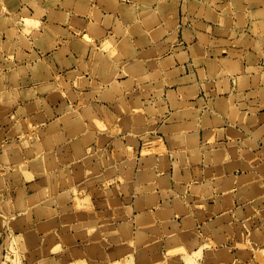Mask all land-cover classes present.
<instances>
[{
    "label": "rangeland",
    "instance_id": "rangeland-1",
    "mask_svg": "<svg viewBox=\"0 0 264 264\" xmlns=\"http://www.w3.org/2000/svg\"><path fill=\"white\" fill-rule=\"evenodd\" d=\"M38 1L43 3L44 0ZM109 1L114 6L139 5L138 11L134 7H127V12L119 13L123 19H127L125 24L137 20L147 30H152L153 25L160 24L163 20L166 29L172 30L162 15V5H167L169 0H159L156 6L158 11L150 18L147 17L148 12L144 6L153 5L155 0ZM220 1H225L228 5L222 6L219 4ZM27 2L28 0H22V4ZM260 7L264 8L263 0H213L211 3L209 0H185L182 8L180 5L182 13L188 10L193 15L196 12L197 18L204 16L213 24L217 21L209 18L206 13L215 12L213 9L226 8L228 13L232 12L231 8L237 13L247 12L249 18L254 17L257 19L256 24H260L258 29L253 31V35L258 36L261 44H264V21L252 14ZM58 18L61 19L60 16ZM237 18L238 31L230 33L215 31V35L221 40L212 39L209 43L207 36L204 40L197 31L196 37L201 44L207 46L209 43L213 49L207 54L198 45L192 46L193 57L203 60L205 64V57L209 56L213 62H217L228 71L230 68L228 63L226 64L227 60L234 61V65H241L242 61L240 58L242 52L221 48L229 45L246 48V52L257 61L254 51H259V47L255 46L249 52L253 41L247 33L241 31L244 17L239 14ZM40 19L41 14L32 15L19 4L18 0H0V264H264V162L252 161L255 170L243 169L241 175L234 176L233 182L224 179L228 190L223 195L220 193L223 189L216 188L214 191L210 190L206 195L208 199L204 202L201 199L194 200L193 197L187 199L192 208L198 211L195 212L198 222L195 225L188 222L186 217L181 218V230L188 234L187 237L176 235L179 229L174 228L173 224L152 225L153 218L146 217L143 213V194L150 192L151 196L147 201L156 199L155 190L161 187V180L164 179L153 175L135 177L132 169L134 159L128 163L129 171H124L126 164H122V155L134 158L140 153V145L135 139L133 143L127 137L124 144L123 140L108 144L101 142L100 139L94 141L91 132L83 123L87 122V126L94 129V126L88 123L97 116L92 111L94 107L90 105L91 101H82L71 91L72 83L76 87L83 86L75 84L81 80L73 79V74L68 75L66 77L68 81L64 80L65 82L59 78L60 84L62 81L65 83V86L61 85L64 95L52 98L51 95L56 91L53 86L46 87L50 77L46 75L44 65L39 62L36 53L32 52L28 57L23 51L31 50L27 39L32 34L34 38L36 37L38 45L46 47L47 42L49 43L46 48L44 47L45 50L55 47L54 57L60 60L63 58V50L68 53L70 48L67 46L70 42L57 41L55 37L63 33L60 27L51 23L43 25ZM186 20L189 19L186 18L183 25ZM226 20L227 27H231V19L228 17ZM174 24H177V21ZM191 25L194 30L204 29L203 25L193 20ZM43 29L44 34L40 35L38 31ZM128 30L131 32V28ZM184 32L190 37L187 40L184 36V40L187 43L192 42V35L186 30ZM48 34L51 40L47 39ZM75 39L80 40L79 31H76ZM247 40L249 42L245 44ZM166 41L180 46L175 31ZM59 44L62 47L56 49ZM45 50L43 52H47ZM34 60L38 61L34 64ZM44 61L49 60L44 58ZM209 62L207 61L204 66L205 71H209L210 80L205 89L210 91L212 99L215 100L216 110H222L225 117L228 115L232 119H237L240 112L238 108H243L244 105L236 108L232 104L234 102L232 97L230 100L224 99L222 94L228 92L229 80L221 81L220 77H216L217 68L212 70ZM50 65L53 68L52 62ZM61 65L67 66L62 63ZM170 66H173L172 58L162 65L163 71L169 73L167 70ZM149 70L158 75L152 74V84L147 85L148 87L141 86L142 90L154 89L160 85L157 82L160 77L157 68L152 64ZM259 70L255 69L256 72ZM200 73V77H204V69ZM234 74H237L233 77L236 80L242 73L236 69ZM258 77L253 80L255 83L250 88L255 92L259 87L262 95L260 101L264 106V78L257 85ZM143 82L144 79H141V83ZM223 83L227 84L225 86L227 90H222ZM173 84L174 82H167L169 86ZM242 85L240 84V87ZM113 86L117 85H111L112 89ZM214 86H217V92H214ZM246 88L248 87L245 86L244 89ZM100 89L101 85L97 91ZM45 94L49 95L42 99ZM128 96L130 99L134 95H126L123 99ZM238 101H242V96L238 97ZM158 104L160 103H155L154 106ZM212 106V101H209L208 108ZM180 107L185 110L184 105ZM158 111L160 113V110ZM120 113L124 119L129 117L140 119L137 113L133 117L130 114L126 116L123 108ZM198 114V111H194L190 116ZM207 116V112L204 113V117ZM96 130L105 131L104 128ZM133 133L136 134L137 131L133 130ZM148 145L155 146V143H149L148 138L144 141L139 171L147 166V163L148 166L155 163L154 158L147 163L143 159L145 155L151 153L144 151ZM119 149L123 154L121 152L117 154ZM230 151L233 152L234 149ZM113 161L114 165H111ZM110 167L112 169L102 172L104 168ZM247 170L251 171L245 175L244 171ZM238 177L241 179H237ZM134 179H137L138 185H135ZM156 179L158 186H154ZM217 179L219 182L222 181L221 176ZM142 183H150V186L144 188ZM233 188L238 190L234 192ZM198 191L196 187H192L193 194ZM133 201L135 207L132 210L129 205ZM153 205V201L148 204ZM124 206H127V211L123 212ZM102 210L108 211L101 213ZM187 213L188 210L184 207V210H179L176 214L185 216ZM156 215L162 221L173 216L161 217V210H157ZM126 219L129 221L123 223ZM96 225L101 226L100 235L105 236L107 242L97 235ZM161 231L167 240H161ZM88 236L90 239H87ZM120 240L129 243L124 245L119 243ZM112 245L115 246L111 251L117 250V255L113 256L112 253L109 256L110 260L100 251L102 247L107 249ZM86 253L90 260L85 259ZM120 257L123 259L116 262Z\"/></svg>",
    "mask_w": 264,
    "mask_h": 264
},
{
    "label": "crops",
    "instance_id": "crops-1",
    "mask_svg": "<svg viewBox=\"0 0 264 264\" xmlns=\"http://www.w3.org/2000/svg\"><path fill=\"white\" fill-rule=\"evenodd\" d=\"M53 1L44 0L43 3H39L38 0H28L26 4H22V0H18L19 4L23 5L25 10L29 11L32 15L35 13L41 14L40 20L43 25L51 23L60 27L63 33L56 36L55 39L57 41L67 40L70 42V45L67 46L70 48L68 53L63 50V58L60 60L55 59L54 48L45 50V45L44 47L38 45L35 41L36 37L34 38L31 34L27 39V44L31 50H24L23 54L29 57L34 52L39 57V62L46 69V75L50 77V80L46 83V87L50 88V86H53L57 92L51 95L53 96L52 98L64 95L59 85V78L66 81V77L73 74V79L84 82L83 86L78 87L72 83L70 89L74 93L86 98L81 100L91 101V106H98V111L95 108L92 109L93 113L97 116L96 120L100 122V126H94V129H92L87 126V122H84L95 142L100 139L101 142L108 144L116 140H123L124 144L127 141V137L133 143V139L137 141L140 145L138 157L137 155L134 158L122 155V164H126L124 171H129L128 163H130L131 159H134L135 164L132 169L135 177L136 175H153L164 179V181H161V187L155 190L156 199H149L147 201L150 198L149 196H151L150 192L143 194V213H145L146 217L155 216L152 217V225L173 224L174 228L179 229L175 233L176 235L179 234L178 236L180 237H187L186 235L188 234L181 230V218L186 217V220L188 219V222H193L194 225L198 223L197 215L195 214L198 211L192 208L187 199L193 197L194 200L198 198L204 202L208 199L206 195L210 190L214 191L220 186L223 189L220 193L223 195L228 190L223 181L226 177L241 175L243 169L249 167L252 171L253 169L255 170V167L252 166V161L255 159L261 161V163L264 162V106H262V101H260L262 100V95H260L259 87L256 88L255 92L250 88L255 83V78L258 75L257 85L264 78V44H261V39L258 36L253 35V31L256 28L258 29L260 24H256L257 19H254V17L252 19L249 18L247 12L237 13L232 8L231 13H228L226 8L224 10L213 9L215 12H206L209 18H214L217 21L216 24H213L211 20H208L204 16L197 18L196 12L193 15L188 10L182 13L183 10L180 9V5L182 8L185 0H169L167 4L173 6L177 24L168 26L172 30H167L165 23L161 20L160 24L153 25L152 30H147L137 20L130 22V24H125L127 19H123L119 14L120 6L118 4L114 6L109 0H92V2L88 0H68V2L66 0H58V3H54ZM155 1L151 6H144V9L148 12V18L151 15H156L155 13L158 11L156 6L159 0ZM212 1L209 0V3ZM219 4L222 6L228 5L225 1H220ZM126 5L134 7L136 11L139 9L138 4ZM263 13L264 8L261 7L252 12L253 15L259 16L264 21ZM239 14L244 17L242 19L243 25L241 31L247 33L253 41L249 52L255 46L259 47V51H254V56L258 59L257 61L246 52V48L242 46H236L235 48L229 45L221 46V48L228 51L235 50L242 52L240 57L242 61L241 65H234V61L228 62L227 60L226 64L228 63L227 65L230 68L228 71L217 62H213L209 56L205 57V64L203 60L193 57L191 48L195 45H198L207 54L212 51L213 48L208 45L212 39L221 40L219 36L215 35L216 30L219 33L238 31L239 19L237 17ZM59 16L61 19L58 18ZM228 17L232 22L231 27H227L226 19ZM135 18H137V13ZM186 18L189 20H186V23L183 25V21ZM191 20L203 25L204 29L194 30ZM134 26L138 28L134 30ZM128 27H131V32H129ZM184 30L192 35L193 40L190 42L191 44L184 40V36H186L187 40L190 38ZM76 31L80 33V40L75 39ZM174 31L176 40L180 46H177V43L166 41L167 38H171V34ZM197 31L203 35V39L206 40L208 38L209 43L207 46L201 44L197 39ZM38 32L40 35H43L44 29ZM156 36L157 38L155 39ZM107 38L114 40L115 45L112 44L111 48L103 44ZM124 38L126 39L125 41L122 40ZM47 39L51 40L49 34L47 35ZM248 42L249 40L245 41V44ZM48 44L47 42L46 47ZM122 45L125 46V49L119 50V47L121 48ZM59 46L61 44L56 49ZM116 46L117 49L114 48ZM44 50L47 52H43ZM44 58L49 61H44ZM170 58H172L173 66H170L169 70H167L169 73H166L163 71L162 65L169 62ZM37 61L34 60L33 63L35 64ZM207 61H210L209 65L212 70L217 68L216 77H220L221 81L229 80L228 92L222 94L224 99L230 100L232 97L234 99L232 104L236 108L241 104L244 105L243 108H238L240 112L237 119H232L228 115L225 117L222 110H216L214 105L215 100L212 99L210 91L205 89V86L210 81L208 78L209 71H205L204 67ZM50 62H52L53 68ZM61 63L67 66L63 67ZM152 64L160 74L159 81H157L160 85L154 89L145 88L142 90L141 86L148 87L149 84H152L153 71L149 70ZM129 67L136 68L138 72L130 73ZM203 69L204 77H200V71ZM236 69L240 70L242 74L240 78L235 80L233 77L237 75L234 74ZM255 69L260 70L256 72ZM140 77L144 79L143 83L138 81ZM127 81H130V87L124 85ZM168 81L174 82V84L169 86L167 85ZM113 84L120 85L125 96L133 94L139 98L137 100L138 109L135 110V113L140 117L139 120H133L130 117L124 119V116L120 113L121 109L117 103V98L114 96L113 89L111 88ZM240 84L243 85L240 87ZM100 85L101 89L97 91ZM244 85L248 88L244 89ZM225 86L227 84L221 87L223 88L222 90L226 89ZM217 90V86H214V92H217ZM211 92L213 93V89ZM253 93L255 95H252ZM49 94L42 96V99H46ZM239 96H242V101H238ZM106 100L110 101V104ZM209 101L213 103L212 108H208ZM66 103L68 104V102ZM155 103L160 104L154 106ZM180 105H184L185 110ZM158 110H160V113ZM194 111H198L199 114L197 116H190V113H194ZM206 112L208 114L207 118L204 117V113ZM95 128H104L105 131H98ZM133 130H136L137 133L134 134ZM147 138L148 142L155 143V146L148 145L144 148V151L151 153L145 155L143 159L147 163L154 158L155 163H153L154 165L150 163L152 165L149 166L147 163V166H144L139 171L141 151ZM154 150L156 152H153ZM119 152H121L120 149L117 154ZM121 153L123 154V151ZM111 165H114V161ZM106 169L112 168H104L102 172H105ZM250 171L247 170L245 173L248 174ZM218 176L222 177L221 182L217 179ZM136 180L134 179V183L138 185L136 184ZM141 185L147 188L150 186V183H142ZM154 186H158L157 179L154 182ZM112 187L110 188L111 191ZM192 187H196L199 191L193 194ZM237 190L233 188L234 192ZM124 199L125 197H123ZM152 201L154 205L148 206ZM134 202L129 205V208L132 210L135 207ZM184 207L188 210V213L185 216H178L176 213L179 210H184ZM126 208L127 206L123 207V212L127 211ZM157 210H161V217L173 216L169 220L162 221L156 215ZM105 211L102 210L101 213ZM111 212L113 213V210ZM128 221L129 219H126L123 223H127ZM95 227H97L96 233L100 236V239L107 242L108 239L100 235L99 228L101 226L96 225ZM87 239H90V236ZM162 239L167 240L161 231ZM119 243L128 245L129 242L123 243L120 240ZM114 246L112 245L107 249L106 247H102L101 251L103 252L100 251V253L108 256L111 260L109 256L112 253L113 256L117 255V250L111 251ZM85 255L87 257L85 259L90 260L89 255L87 253ZM119 259H123V257L117 258L116 262Z\"/></svg>",
    "mask_w": 264,
    "mask_h": 264
},
{
    "label": "bare ground",
    "instance_id": "bare-ground-1",
    "mask_svg": "<svg viewBox=\"0 0 264 264\" xmlns=\"http://www.w3.org/2000/svg\"><path fill=\"white\" fill-rule=\"evenodd\" d=\"M66 2H68V0H66ZM74 2V1H73ZM64 5V4H63ZM66 5H67V3H66ZM69 5V4H68ZM70 6V5H69ZM71 6H72V4H71ZM61 7V6H60ZM74 7V6H73ZM94 7V6H93ZM127 5H121L120 4V12L119 13H122L123 11H125V12H127ZM101 10V9H100ZM162 11H163V15H164V19H165V21H166V23L168 24V26L170 25V26H173V24L176 22V13H175V11H174V8H173V6H171L170 4H163L162 5ZM2 14V13H1ZM260 14H261V12H260ZM262 15V14H261ZM263 15H264V13H263ZM73 16V15H72ZM138 17V16H137ZM31 22V21H30ZM29 22V23H30ZM34 22V21H33ZM130 24V23H129ZM72 25V24H71ZM47 27V26H46ZM133 27V26H132ZM129 28V27H128ZM131 28V27H130ZM136 28H135V26H134V30H135ZM60 30V29H59ZM130 30V29H129ZM203 36V35H202ZM157 38V36L155 37V39ZM123 41H125L126 39L124 38V39H122ZM205 40V39H204ZM115 42H116V40H115ZM104 44V46H106V47H110L112 44H114V40L112 39V38H107L106 40H105V43H103ZM118 44H119V41H118ZM121 44V43H120ZM115 45V44H114ZM138 45V44H137ZM56 46V45H55ZM119 46V45H118ZM53 47V46H52ZM53 48H55V47H53ZM65 48V47H64ZM67 48V47H66ZM111 48V47H110ZM114 48H116L117 49V46L116 47H114ZM50 49V48H49ZM48 49V50H49ZM61 49V48H60ZM120 49H125V46L124 45H122L121 46V48L119 47V50ZM113 51H114V49H113ZM112 51V52H113ZM122 51V50H121ZM176 51V50H175ZM123 52V51H122ZM124 54V53H123ZM116 55H117V53H116ZM125 55V54H124ZM119 59V58H118ZM95 62V61H94ZM153 63V62H152ZM95 66V65H94ZM120 66V65H119ZM23 67V66H22ZM122 68V67H121ZM129 69V71H130V73H136V72H138V70L136 69V68H131V67H129L128 68ZM212 69V68H211ZM126 70V69H125ZM156 73V72H155ZM155 73H153L152 72V74H155ZM150 74H151V72H150ZM157 74V73H156ZM158 75V74H157ZM137 76V75H136ZM64 81V80H63ZM63 81H62V84H64V86H65V83H63ZM68 81V80H67ZM69 81H70V79H69ZM100 81L101 82H103V80H101L100 79ZM135 81V80H134ZM138 81H140L141 82V77L138 79ZM157 81H158V79H157ZM65 82V81H64ZM76 82V81H75ZM60 83H61V81H60ZM59 83V84H60ZM124 83V82H123ZM62 84H60V87H61V85ZM69 84V83H68ZM75 84H77V85H81V84H84V82H81V81H77V83H75ZM117 85V84H116ZM124 85L125 86H127V87H130L131 86V84H130V81H127L126 82V84L124 83ZM69 87H70V85H68ZM66 87H67V85H66ZM120 87V85L118 86H113V94H114V96H116V98H117V102L118 103H120V105H119V107H120V112H122V108H123V110H125L126 111V116H129V114L131 115V117H133V115L135 114V110L136 109H138L137 107H138V102H137V97H135V95L133 96V97H135V98H133L132 96V98H130L129 99V97L130 96H128V98H126V99H123V98H125L124 96H125V93L123 92V91H121V89L119 88ZM68 88V87H67ZM64 89H65V87H64ZM68 91H70V89L68 90ZM67 91V92H68ZM70 94H71V92H69ZM69 93H67V94H69ZM69 94V95H70ZM184 94V93H183ZM78 95V94H77ZM129 95H131V94H129ZM133 95V94H132ZM81 99H86L84 96H80V95H78ZM87 96V95H86ZM144 96H146V95H144ZM69 97V96H68ZM104 97V96H103ZM108 97V96H107ZM70 99V98H69ZM89 99V98H88ZM82 101H84V100H82ZM127 102H129V104H127ZM78 103V102H77ZM121 106H123V107H121ZM96 110H97V108H98V106L96 105H94L93 106ZM88 108H90V107H88ZM140 109V108H139ZM81 110V109H80ZM87 110V109H86ZM90 110V109H89ZM93 111V110H92ZM95 111V110H94ZM98 111V110H97ZM86 114V113H85ZM255 115V114H254ZM82 117V116H81ZM88 119V118H87ZM241 119V118H240ZM91 120V119H90ZM133 120H137V119H135V117H133ZM68 122H70V121H68ZM80 125H82V124H80ZM79 125V126H80ZM83 125H84V123H83ZM82 125V126H83ZM88 125H92V126H97V127H99L100 126V122L99 121H97L96 119H95V116H94V118L92 119V121L90 122V123H88ZM85 126V125H84ZM83 126V127H84ZM128 153H130V152H128ZM129 156V155H128ZM256 160V159H255ZM254 165V164H253ZM262 165V164H261ZM250 168V167H249ZM245 172V171H244ZM245 175H246V173H245ZM249 176V175H248ZM247 176V177H248ZM245 177V176H244ZM222 178V177H221ZM234 178V176L233 175H230L229 177H226L225 179H226V181H230V182H233L235 179H233ZM241 179V177H238L237 179ZM246 178V177H245ZM162 181V180H161ZM238 181V180H237ZM251 183V182H250ZM254 185V184H253ZM223 186V185H222ZM221 187V186H220ZM220 187H218V188H220ZM226 189V188H225ZM198 199V198H197ZM112 200V199H111ZM112 203V202H111ZM109 205V204H108ZM153 217V216H152ZM149 218V217H148ZM114 219V218H113ZM152 219V218H151ZM151 219H148V220H151ZM147 222H149V221H147ZM142 223H146V222H142Z\"/></svg>",
    "mask_w": 264,
    "mask_h": 264
}]
</instances>
